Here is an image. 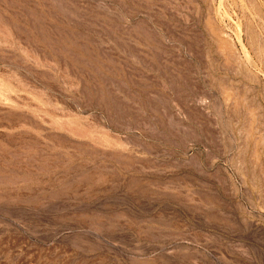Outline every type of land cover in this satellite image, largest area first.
I'll return each instance as SVG.
<instances>
[{
	"label": "rangeland",
	"instance_id": "obj_1",
	"mask_svg": "<svg viewBox=\"0 0 264 264\" xmlns=\"http://www.w3.org/2000/svg\"><path fill=\"white\" fill-rule=\"evenodd\" d=\"M0 264H264V0H0Z\"/></svg>",
	"mask_w": 264,
	"mask_h": 264
}]
</instances>
